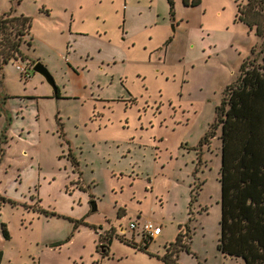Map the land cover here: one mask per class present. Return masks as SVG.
Segmentation results:
<instances>
[{
	"label": "rangeland",
	"instance_id": "1",
	"mask_svg": "<svg viewBox=\"0 0 264 264\" xmlns=\"http://www.w3.org/2000/svg\"><path fill=\"white\" fill-rule=\"evenodd\" d=\"M246 1L0 0L31 21L29 59L2 65L0 264H163L179 229L178 264H243L216 249L219 128L203 138L261 57Z\"/></svg>",
	"mask_w": 264,
	"mask_h": 264
},
{
	"label": "trees",
	"instance_id": "2",
	"mask_svg": "<svg viewBox=\"0 0 264 264\" xmlns=\"http://www.w3.org/2000/svg\"><path fill=\"white\" fill-rule=\"evenodd\" d=\"M167 2L172 7V0ZM200 2L182 0L185 6ZM258 13L264 15V0H247L237 5L235 21L254 26L255 35L264 37L262 23L250 19ZM30 22L28 16L0 13V84L4 63L29 59ZM217 128L221 162L216 249L224 256L241 259L243 264H264V47L259 61L246 57L236 78L223 89L213 123L203 139L213 136ZM181 236L179 229L174 240L165 245L163 264H178L175 253L189 251L179 243ZM151 239L142 236L138 250L145 252Z\"/></svg>",
	"mask_w": 264,
	"mask_h": 264
},
{
	"label": "built area",
	"instance_id": "3",
	"mask_svg": "<svg viewBox=\"0 0 264 264\" xmlns=\"http://www.w3.org/2000/svg\"><path fill=\"white\" fill-rule=\"evenodd\" d=\"M137 228V225L134 223H130V229L135 230ZM161 233V226L158 224H154L151 221H146L141 226V235L144 236H150L151 238H154L155 236L159 235Z\"/></svg>",
	"mask_w": 264,
	"mask_h": 264
},
{
	"label": "water",
	"instance_id": "4",
	"mask_svg": "<svg viewBox=\"0 0 264 264\" xmlns=\"http://www.w3.org/2000/svg\"><path fill=\"white\" fill-rule=\"evenodd\" d=\"M33 69H34V71L42 74L45 77L46 81H48L51 85L54 86L52 79H51V76L47 73L45 67L42 64L36 63L34 65ZM94 209H95V205H94V203H92L91 210H94Z\"/></svg>",
	"mask_w": 264,
	"mask_h": 264
},
{
	"label": "crops",
	"instance_id": "5",
	"mask_svg": "<svg viewBox=\"0 0 264 264\" xmlns=\"http://www.w3.org/2000/svg\"><path fill=\"white\" fill-rule=\"evenodd\" d=\"M240 260V259H239Z\"/></svg>",
	"mask_w": 264,
	"mask_h": 264
}]
</instances>
